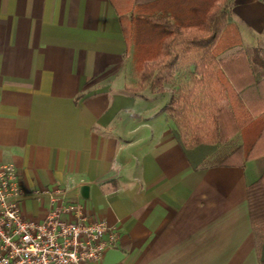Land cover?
<instances>
[{"label": "crops", "instance_id": "0c3cea01", "mask_svg": "<svg viewBox=\"0 0 264 264\" xmlns=\"http://www.w3.org/2000/svg\"><path fill=\"white\" fill-rule=\"evenodd\" d=\"M232 18L243 46L264 50V0H235ZM135 83L109 0H0V165L29 194L24 217L44 218L46 192L82 203L120 235L89 264H259L257 167L243 155L223 163L232 151L209 164L239 136L194 169L166 87L154 96Z\"/></svg>", "mask_w": 264, "mask_h": 264}, {"label": "trees", "instance_id": "16d2710c", "mask_svg": "<svg viewBox=\"0 0 264 264\" xmlns=\"http://www.w3.org/2000/svg\"><path fill=\"white\" fill-rule=\"evenodd\" d=\"M109 2L131 52L135 91L158 87L164 92L165 76L178 72L181 80L172 86L181 95L164 112L172 116L173 134L192 167H201L223 144L241 138L222 162L243 155L257 167L248 204L259 264H264V50L243 46L232 18L235 0ZM182 68L189 83H183ZM200 85L204 98L194 102L184 91L194 93Z\"/></svg>", "mask_w": 264, "mask_h": 264}, {"label": "built area", "instance_id": "2783aa9c", "mask_svg": "<svg viewBox=\"0 0 264 264\" xmlns=\"http://www.w3.org/2000/svg\"><path fill=\"white\" fill-rule=\"evenodd\" d=\"M46 194L50 204L44 218L26 219L20 205L29 194L17 169L0 165V264L99 263L106 251L116 248V228L92 220L82 203L66 200L65 192Z\"/></svg>", "mask_w": 264, "mask_h": 264}, {"label": "rangeland", "instance_id": "374dc122", "mask_svg": "<svg viewBox=\"0 0 264 264\" xmlns=\"http://www.w3.org/2000/svg\"><path fill=\"white\" fill-rule=\"evenodd\" d=\"M245 43L246 44H251V41H248V39L245 40ZM183 69V78H184V84L185 83H189V79L188 77H186V69L185 68H182ZM173 76H175L174 78H172ZM165 80H167L166 84H165V87H166V92L168 93L167 95H164V97H166L168 99V103H170L172 100H175V99H178L179 96L181 94H179L178 90H176V88L174 86H172V84L176 83L178 84V82L181 80L180 79V76L178 74L175 73H172L171 76L167 75L165 76ZM179 80V81H178ZM182 83V81H181ZM171 85V86H170ZM135 86V85H134ZM201 86H196L194 89V93H191L189 90L187 91H184L185 93L187 94H192V97H194V102H200V100L202 101L203 100V93L204 91L201 89ZM136 87V86H135ZM174 87V88H173ZM173 88V89H172ZM157 89L158 87H156V89H150L148 88L147 91H148V94H152V95H158L159 93L161 92H157ZM165 89V88H164ZM191 89V88H190ZM165 92V91H164ZM184 93V94H185ZM170 95H171V101H170ZM193 106V105H192ZM195 106L198 107L197 109V113L200 112L201 109H203L200 105V108L198 106V103H195ZM180 107L182 106H179V109ZM192 108V107H191ZM194 109V108H193ZM201 114H203V111L200 112ZM240 138L238 137L236 140H233L232 142H230V144L227 146H224V148H222V150L220 151V154L218 156H216L215 158H212V160H210L209 164H215V163H218L220 160H222L224 158V156H226L230 151H233L235 148H237L239 145H240ZM261 235V234H259Z\"/></svg>", "mask_w": 264, "mask_h": 264}, {"label": "water", "instance_id": "95a60500", "mask_svg": "<svg viewBox=\"0 0 264 264\" xmlns=\"http://www.w3.org/2000/svg\"><path fill=\"white\" fill-rule=\"evenodd\" d=\"M111 253V254H110ZM109 254H108V257H112V253H113V251H111Z\"/></svg>", "mask_w": 264, "mask_h": 264}]
</instances>
